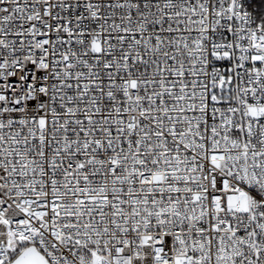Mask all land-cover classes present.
<instances>
[{"label":"snow or ice","instance_id":"snow-or-ice-1","mask_svg":"<svg viewBox=\"0 0 264 264\" xmlns=\"http://www.w3.org/2000/svg\"><path fill=\"white\" fill-rule=\"evenodd\" d=\"M0 264H264V0H0Z\"/></svg>","mask_w":264,"mask_h":264}]
</instances>
